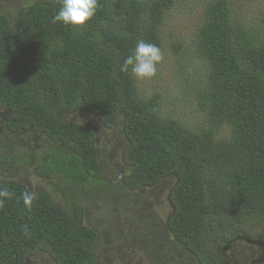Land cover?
I'll return each instance as SVG.
<instances>
[{
	"label": "trees",
	"instance_id": "16d2710c",
	"mask_svg": "<svg viewBox=\"0 0 264 264\" xmlns=\"http://www.w3.org/2000/svg\"><path fill=\"white\" fill-rule=\"evenodd\" d=\"M203 1L205 18L193 42H176L181 77L192 67L190 57L205 66L194 92L202 114L197 125L165 115L159 93L142 94L131 71H120L138 41L163 49L161 27L178 0H98L96 14L81 27L52 22L60 0H31L11 15L0 11L5 125L64 145L50 168L105 204L113 187L95 178L97 132L70 114L119 124L129 165L119 184L131 193L130 205L148 201L147 190L164 188L153 204L166 194L168 234L159 264H228L225 242L238 234L264 241V29L240 9V0ZM13 164L0 157V174ZM0 188L12 194L0 207V264H30L40 251L55 264H95L101 230L88 223L83 205L71 209L46 189L14 181L1 179ZM25 192L35 195L30 209ZM68 195L69 204L77 199ZM176 247L184 255L172 261Z\"/></svg>",
	"mask_w": 264,
	"mask_h": 264
},
{
	"label": "rangeland",
	"instance_id": "374dc122",
	"mask_svg": "<svg viewBox=\"0 0 264 264\" xmlns=\"http://www.w3.org/2000/svg\"><path fill=\"white\" fill-rule=\"evenodd\" d=\"M29 1L31 0H0V11L11 15L13 9L16 10ZM178 3L168 12L166 22L161 27L164 59L158 64L156 75L143 80L136 77L135 79L142 94L159 93L162 96L161 106L165 115L197 125L202 119V114L194 108V92L197 83L205 75V66L190 57L186 65L192 67L187 71L186 77H181L176 68V42L185 45L193 42L195 31L205 18V2L178 0ZM240 9L252 17V22L259 29H264L261 28L264 0H240ZM182 51L180 49L179 52ZM5 112V109H0V157L13 160L14 164L0 174V180L22 183L30 189H46L53 194L58 203L71 209L83 205L87 209L88 223L92 226H100L101 230V239L95 245L97 252L95 264H159L161 262L160 251L165 248L162 239L168 234L164 223L169 211L166 194L162 195L161 203H151L155 195L159 196L164 191L161 185L163 189L159 193L158 187L153 191L143 192L148 194V201H144L143 206L130 205L131 193L119 184L122 176L129 169V165L123 159L126 142L119 124L104 125L85 112L70 114L73 121L100 132L97 144L100 147L101 164L95 178L97 182L103 180L113 187L106 203L101 204V198L88 194L86 188L69 187L65 177L59 176L50 168L53 166L56 151L64 150V145L43 134L36 135L29 131L19 134L11 131L5 125L9 114ZM45 164L46 172L43 171ZM68 193H75L77 196L71 204ZM180 254L184 255V250L176 247L172 261L179 259ZM185 256L188 254L185 253ZM241 261L236 255L232 263L238 264ZM29 263L55 264V261L46 252L40 251L29 259ZM178 264H182V260Z\"/></svg>",
	"mask_w": 264,
	"mask_h": 264
},
{
	"label": "clouds",
	"instance_id": "9594fccd",
	"mask_svg": "<svg viewBox=\"0 0 264 264\" xmlns=\"http://www.w3.org/2000/svg\"><path fill=\"white\" fill-rule=\"evenodd\" d=\"M97 9L98 0H60V7L54 14L52 22H62L65 25L81 27L96 14ZM163 59V52L157 45L140 40L132 53L124 59L120 71L127 73L130 70L140 80L151 78L156 75L157 66ZM96 132L97 142H99L100 132L97 130ZM11 195L6 188H0V207L3 206L4 199L10 198ZM34 198L35 195L32 192L23 193L22 200L25 207L30 209ZM23 234L26 238L31 235L27 225H24Z\"/></svg>",
	"mask_w": 264,
	"mask_h": 264
},
{
	"label": "flooded vegetation",
	"instance_id": "af4514ba",
	"mask_svg": "<svg viewBox=\"0 0 264 264\" xmlns=\"http://www.w3.org/2000/svg\"><path fill=\"white\" fill-rule=\"evenodd\" d=\"M142 205H144V203ZM261 243L263 245L264 241L257 238H251L245 234H238L233 237L229 242H225L224 246L222 247V250L225 253L224 256L226 257V259H230L228 264H233L232 261L236 255H238L239 259L242 260L238 264H247V262L248 264H263L264 249ZM247 247H254V251L250 252L249 249H246ZM252 254L253 258H250ZM261 257H263L261 261H255L256 259ZM244 259H246V261H244Z\"/></svg>",
	"mask_w": 264,
	"mask_h": 264
},
{
	"label": "water",
	"instance_id": "95a60500",
	"mask_svg": "<svg viewBox=\"0 0 264 264\" xmlns=\"http://www.w3.org/2000/svg\"><path fill=\"white\" fill-rule=\"evenodd\" d=\"M261 245H262V243H261ZM262 247H263V249H264V244L262 245ZM263 257H264V255H263ZM263 257L258 258V259H256L255 261H256V262H259V261H261V259H262Z\"/></svg>",
	"mask_w": 264,
	"mask_h": 264
}]
</instances>
